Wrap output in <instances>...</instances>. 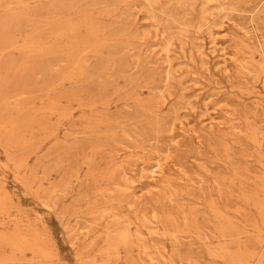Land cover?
<instances>
[{"label": "rangeland", "instance_id": "obj_1", "mask_svg": "<svg viewBox=\"0 0 264 264\" xmlns=\"http://www.w3.org/2000/svg\"><path fill=\"white\" fill-rule=\"evenodd\" d=\"M0 264H264V0H0Z\"/></svg>", "mask_w": 264, "mask_h": 264}]
</instances>
